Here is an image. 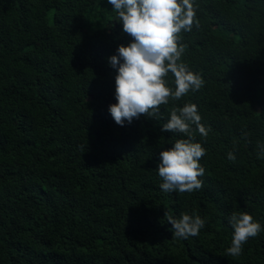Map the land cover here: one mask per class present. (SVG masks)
I'll use <instances>...</instances> for the list:
<instances>
[{
	"label": "trees",
	"instance_id": "1",
	"mask_svg": "<svg viewBox=\"0 0 264 264\" xmlns=\"http://www.w3.org/2000/svg\"><path fill=\"white\" fill-rule=\"evenodd\" d=\"M195 4L181 60L203 87L120 126L109 57L132 38L112 5L0 0V264H264V0ZM185 103L210 129L192 125L203 187L164 192L159 153L187 136L161 125ZM242 211L262 230L230 256ZM182 214L198 236L175 237Z\"/></svg>",
	"mask_w": 264,
	"mask_h": 264
},
{
	"label": "clouds",
	"instance_id": "2",
	"mask_svg": "<svg viewBox=\"0 0 264 264\" xmlns=\"http://www.w3.org/2000/svg\"><path fill=\"white\" fill-rule=\"evenodd\" d=\"M107 2L122 23L123 32L132 38L127 46H118L117 54L109 57L111 67L116 69V103L109 105L108 111L117 125L123 126L125 121L131 123L140 116L157 119L161 105L170 100L178 101L190 91L203 87L202 77L181 60L186 45L180 43V34L190 32L194 25L199 27L195 0ZM169 73L174 76V88L166 80ZM192 125L202 137H207L210 129L201 123L197 105L193 103L172 107L170 118L161 125V131L187 136L175 140L170 148L159 153L157 171L164 192L191 193L203 187L200 178L205 169L199 161L206 150L195 142ZM228 159L235 160V156L230 152ZM167 220L175 237L181 239L198 236L205 225V220L195 214H182L179 219L169 215ZM228 223L233 235L226 251L230 256H239L249 238L261 232V224L243 211L233 212Z\"/></svg>",
	"mask_w": 264,
	"mask_h": 264
}]
</instances>
